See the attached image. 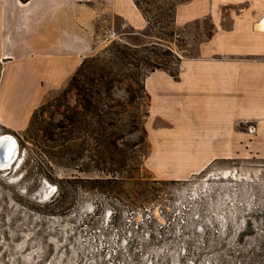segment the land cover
<instances>
[{
  "label": "rangeland",
  "instance_id": "rangeland-1",
  "mask_svg": "<svg viewBox=\"0 0 264 264\" xmlns=\"http://www.w3.org/2000/svg\"><path fill=\"white\" fill-rule=\"evenodd\" d=\"M134 1L145 31L132 34L116 17L124 39L89 55L111 59L115 78L95 109L85 102L89 82L83 91L66 84L24 130L0 125L16 141L0 168V264H264V158L242 143L236 157L185 179L156 178L144 166V75L175 71L209 22L177 29L174 7L186 0ZM109 19L97 18L99 34ZM114 44L126 58L112 59ZM89 57L80 80L89 78Z\"/></svg>",
  "mask_w": 264,
  "mask_h": 264
},
{
  "label": "crops",
  "instance_id": "crops-1",
  "mask_svg": "<svg viewBox=\"0 0 264 264\" xmlns=\"http://www.w3.org/2000/svg\"><path fill=\"white\" fill-rule=\"evenodd\" d=\"M100 15L110 19L99 34ZM116 17L132 34L147 28L134 0H0V125L24 130L84 58L124 39ZM204 19L209 28L190 39L195 54L179 59L176 78L164 69L144 77V166L156 178L185 179L212 160L236 157L242 143L264 158V0H186L174 7L177 29Z\"/></svg>",
  "mask_w": 264,
  "mask_h": 264
},
{
  "label": "trees",
  "instance_id": "trees-1",
  "mask_svg": "<svg viewBox=\"0 0 264 264\" xmlns=\"http://www.w3.org/2000/svg\"><path fill=\"white\" fill-rule=\"evenodd\" d=\"M134 2H135V5L138 7V3L136 1ZM123 47H126V45L124 44ZM109 50L111 52L110 54L113 55L112 57L113 60L114 59L115 60L124 59L128 55L127 51L117 44H114L112 47H110ZM87 58L83 59V61L80 63V65L76 69L75 73L71 76V78L67 82L66 86L69 88H75L77 90L83 91L84 85L87 82H89V102L87 100H85V102L89 103V113H90L93 109L96 108V105L98 103L96 97L97 96L99 97L101 93H106V94L109 93V90L111 89V86H112V82L115 80V78L112 75L113 69L110 66V63L113 61L111 59L107 61L105 58H102L99 55H96V56L89 57V78L84 77L83 80H80V77H79L80 71L82 70L83 64ZM155 69H164V68H162V66H156L155 68L151 69L149 72ZM164 70H166L173 78L177 77L176 69L175 71H170L167 69H164ZM148 73H146L144 77ZM143 81H144V78H143ZM143 89H144V84H143ZM144 93L148 99V95L146 94L145 90H144ZM147 113H148V110H147ZM143 132H144V139H145L146 132H145L144 127H143Z\"/></svg>",
  "mask_w": 264,
  "mask_h": 264
},
{
  "label": "bare ground",
  "instance_id": "bare-ground-1",
  "mask_svg": "<svg viewBox=\"0 0 264 264\" xmlns=\"http://www.w3.org/2000/svg\"><path fill=\"white\" fill-rule=\"evenodd\" d=\"M6 142H9L12 144L11 146V151H12V154L13 152H16V141L15 139L13 138L12 135L8 134V133H3V134H0V144L2 143H6ZM1 154V153H0ZM12 156V155H11ZM11 158V157H10ZM10 158H8V160H0V168L1 167H7L10 163Z\"/></svg>",
  "mask_w": 264,
  "mask_h": 264
},
{
  "label": "water",
  "instance_id": "water-1",
  "mask_svg": "<svg viewBox=\"0 0 264 264\" xmlns=\"http://www.w3.org/2000/svg\"><path fill=\"white\" fill-rule=\"evenodd\" d=\"M12 144L9 142L2 143L0 144V160H8V158L11 157L12 155V149H11Z\"/></svg>",
  "mask_w": 264,
  "mask_h": 264
}]
</instances>
